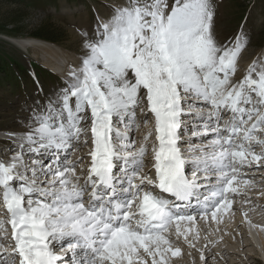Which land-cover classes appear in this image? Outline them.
I'll use <instances>...</instances> for the list:
<instances>
[{
	"label": "snow or ice",
	"instance_id": "1",
	"mask_svg": "<svg viewBox=\"0 0 264 264\" xmlns=\"http://www.w3.org/2000/svg\"><path fill=\"white\" fill-rule=\"evenodd\" d=\"M214 15L211 0H129L100 25L0 160V264H169L171 235L194 247L197 216L232 209L241 168L264 160V61L233 83L247 36L217 42ZM138 109L152 127L137 147ZM89 141L86 164L69 158Z\"/></svg>",
	"mask_w": 264,
	"mask_h": 264
},
{
	"label": "rangeland",
	"instance_id": "2",
	"mask_svg": "<svg viewBox=\"0 0 264 264\" xmlns=\"http://www.w3.org/2000/svg\"><path fill=\"white\" fill-rule=\"evenodd\" d=\"M128 2L129 0H24V2L0 0V128L16 131L18 138L25 135L32 126L33 109L54 100L69 81L55 74L30 49L24 50L6 41L5 38H31L46 41L71 55H81L83 58L86 51L84 43L94 42L100 35V25L107 22L117 8L126 6ZM171 3L172 0H169V4ZM211 4L215 13L212 31L217 42L222 44L225 41H231L238 32L246 33L247 40L238 60V70L242 69V62H251L250 64L254 60L258 62L259 52L264 48V0H211ZM40 25H42L41 33L49 38L32 35ZM68 67L74 66L69 63ZM141 121H137L140 128L132 133L133 139L136 132L143 128ZM258 136L264 139V134ZM12 145L4 146L3 150H0L2 155L4 152L5 159L9 160L17 153L14 144ZM136 145L139 146L137 143ZM88 147L90 148V141L88 146L76 147L69 158H73L72 160L78 156L87 158ZM259 147L261 148L260 145H253V150ZM80 167L77 168L78 172ZM263 167L261 165L258 168L243 167L241 173H247L242 170L256 172ZM252 176L261 178L260 183L264 182V175H241L240 177L252 178ZM262 187L263 190L264 186ZM4 215L0 213V216ZM224 224H227L226 228H231L230 235L238 236L231 225ZM241 226V224L236 226L240 232L243 231ZM207 230L208 227L201 224L197 234H191L190 241L194 247L189 250L178 242L181 245L182 254L171 258V263L200 264L197 259L196 240L198 239L204 240V244H207L206 259L201 264H264L255 246L250 244L249 240L245 241V233H239V237L236 239L234 237V240L227 236V240L231 243L220 248L219 239L214 243V240L219 238L218 232L209 234ZM221 231L222 228L219 227V233ZM209 237L212 239H208Z\"/></svg>",
	"mask_w": 264,
	"mask_h": 264
},
{
	"label": "bare ground",
	"instance_id": "3",
	"mask_svg": "<svg viewBox=\"0 0 264 264\" xmlns=\"http://www.w3.org/2000/svg\"><path fill=\"white\" fill-rule=\"evenodd\" d=\"M11 43L18 45L19 47H22V49L27 50V51L30 49L33 52V54L36 57L41 58L42 62L45 65H47L55 74L64 77L65 80H70L69 73L73 70L78 69L81 66V60H82L81 55H71L70 53H68L64 49H62V48H60L54 44L48 43L46 41L35 40V39H31V38H20V39H11ZM84 44H86V43H84ZM258 58H259L258 59V65L256 68L257 72L260 70V62L264 61V48L259 52ZM69 63L71 65H73L74 67L69 68L68 67ZM250 63L249 62H242L241 63L242 69L238 70V68H237L236 74L232 78L233 83L238 82L242 78V76L246 72ZM139 120H142V117L140 116L139 109H138L137 110V121H139ZM141 126H143V128L138 130L136 132L137 133L136 135L134 134L135 135L134 140L136 141V143L138 145H139L143 135L149 130V128L152 127L151 114L148 115V124L144 125L142 123ZM22 128H24V127H22ZM17 133H19V132H17ZM23 137H24V135L22 137L18 138L16 131L7 130L5 128H3V129L0 128V148H1L0 150H3L2 147L5 146L6 144H14L15 150L18 152L19 151V145L21 144V142H23ZM153 140H154V137H153ZM9 146H13V145H9ZM262 151H264V146H261V148L259 147V148L255 149L254 152L259 154ZM4 156L5 155L3 152V155L0 156V160L7 162L8 159H5ZM84 163L85 164L87 163V158L84 159ZM260 165L264 166V160L259 162V167H260ZM253 167H257L256 164H253L251 167H248V168H253ZM77 172H78V169H77ZM242 172H247V173H244L242 175H254V174H256V175L261 176V175H264V167L259 168L258 170H256V172L243 171V170H242ZM153 175H154V173H153ZM239 179L240 180L247 179L250 181V184L248 186L240 185V187L242 189L241 194L230 196V198L233 201L232 209L223 214L222 219L219 223L211 221L210 217L207 221H205V220L201 219L199 216H197L196 228L198 230L200 228V225L202 224L203 226L208 227L207 231L209 234H211L213 232L216 234L218 232L219 238H216V240H214V243L219 239L218 241L220 242L219 243L220 248H222V247H224L225 244H229V242L231 243V241L227 240V236H230L231 240L232 239L234 240V237H235V235L234 236L230 235V233L232 234L231 228L230 229L226 228L227 224H224V223H228V225L229 226L231 225L232 229L235 230L236 234L238 235V236L236 235L237 237H239L240 234L245 233V237H246L245 241L249 240L250 244L255 246L257 253L264 260V198H263L264 197V194H263L264 189L262 190V188H263L262 186H264V182L260 183L261 178H258V177L254 178L253 176H252V178L239 177ZM0 209H3V208L0 207ZM1 212H2L1 213L2 215L4 213H5V215L0 216V217H3L6 219L7 213L5 211L3 212V210ZM240 224L242 225L241 226L243 229L242 232H240V229L236 228V226H238ZM184 226L185 225H182V227H184ZM219 227L222 228L221 233H219ZM8 229H9L8 232L10 233L11 232L10 226ZM209 234H207V235H209ZM237 237H235V239ZM190 238H191V234L189 235V240H190ZM208 239H212V237H209ZM170 240L172 242V246L174 249L179 248L181 250V245H184L183 247H185L186 250H189L191 248L189 246V244L184 241L183 237L177 239L175 237V235L173 234L170 236ZM195 240H192V241H195ZM223 240H224V243H223ZM1 241L2 240H0V243L7 245V243L10 241V238L8 236L7 241H5V240H3L2 242ZM196 241H197L196 243H198L197 259L200 261V264H201L202 262H204L203 260L206 259L205 258V255H206L205 250H206L207 244H204V240L201 241V240L197 239ZM227 241H228V243H226ZM178 242H180V244L181 243L182 244L180 245V244H178ZM181 252H182V250H181ZM201 254H203V256H204L203 260L201 259ZM169 256H170V254H169ZM171 260L172 259L170 258L169 264H172Z\"/></svg>",
	"mask_w": 264,
	"mask_h": 264
},
{
	"label": "trees",
	"instance_id": "4",
	"mask_svg": "<svg viewBox=\"0 0 264 264\" xmlns=\"http://www.w3.org/2000/svg\"><path fill=\"white\" fill-rule=\"evenodd\" d=\"M17 2H20V0H17ZM21 2H24V0H21ZM26 3H28V2H26ZM41 27H42V25H40V27L38 29H35L34 32L32 33V35L37 36V37L49 38L46 35H44V33H41Z\"/></svg>",
	"mask_w": 264,
	"mask_h": 264
},
{
	"label": "water",
	"instance_id": "5",
	"mask_svg": "<svg viewBox=\"0 0 264 264\" xmlns=\"http://www.w3.org/2000/svg\"><path fill=\"white\" fill-rule=\"evenodd\" d=\"M5 39H6V41L11 42V39H7V38H5Z\"/></svg>",
	"mask_w": 264,
	"mask_h": 264
}]
</instances>
